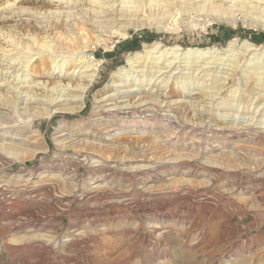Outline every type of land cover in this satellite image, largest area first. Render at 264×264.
<instances>
[{
	"label": "rangeland",
	"instance_id": "rangeland-1",
	"mask_svg": "<svg viewBox=\"0 0 264 264\" xmlns=\"http://www.w3.org/2000/svg\"><path fill=\"white\" fill-rule=\"evenodd\" d=\"M130 1L0 0V264H264V4L228 0L231 18L194 11L176 29L175 13H155L173 0H147L161 21L108 28L110 7ZM46 41L65 54L61 74L68 56L97 62L81 110L32 102L51 97L30 70L39 59L26 63ZM156 42L224 62L133 67ZM109 94L147 109L101 118Z\"/></svg>",
	"mask_w": 264,
	"mask_h": 264
},
{
	"label": "bare ground",
	"instance_id": "bare-ground-1",
	"mask_svg": "<svg viewBox=\"0 0 264 264\" xmlns=\"http://www.w3.org/2000/svg\"><path fill=\"white\" fill-rule=\"evenodd\" d=\"M210 1L211 0H175V1L173 0V2H170L167 5L170 8L169 11H168V9H163V7H162V10H159L160 12H157V11L156 12L154 11V12L156 14L157 13L158 14L160 13V15L162 14L161 15L162 18L166 17V16H164L166 14V12L175 13V15L178 16L177 19H175V21H174L175 25H176L175 26L176 29H178L179 26H181V24L184 23V20H182V19L178 20V19L180 17H182L184 15H188L189 13L194 12V11L195 12L200 11L201 13H203V15L204 14L205 15H216L217 17L231 18L230 17L231 14H229L231 12L230 11L231 10L230 6H228V4H226V3L231 2V1H228V0H215V1H218V2L220 1V3L218 5L211 4ZM212 1H214V0H212ZM250 1L251 2L253 1L254 3L256 2V5L250 4L251 3ZM130 2L132 3V5L129 6V8L126 9V10H124L122 7H117V6L114 7L115 5L110 7L111 8L109 10L110 17L108 18L109 22L107 24L105 23L108 28L113 29L114 27H116L117 30L127 29L129 27V25H134V26L145 25V24H151L152 22H157V20H160V18L158 16H154L153 15L154 13L151 14V12H152L151 8H150L151 4L149 2H147V0H145V1H142V0L141 1H138V0L137 1L133 0L132 1L131 0ZM199 2H202V5L199 4ZM142 3H144V4H142ZM161 4H163V3H161ZM165 4H167V3H165ZM225 4H226V6H225ZM262 4H264V0H246L245 2H243V6L248 8L249 10H252V11H255L256 9H259L260 8L259 6L262 5ZM164 6H166V5H164ZM113 7H114V9H113ZM160 8L161 7H159V9ZM263 8H264V6H262V10H263ZM122 10H124V11H122ZM147 10H149V13L146 12ZM145 13H147V14H145ZM167 17H168V15H167ZM260 18H261V16H260ZM102 25H103V23H102ZM99 26H101V25H99ZM107 27H103V28H107ZM120 35L124 36V34H120ZM101 40L102 39L98 38V36L96 37V43L101 44ZM44 43L43 44H44L45 47H47V48L49 47L48 50L51 49V45L49 44L48 41H46ZM40 44L42 45V43H40ZM245 46H246L245 53L248 50H254V51L258 50L253 45H249L248 42H246ZM250 47H252V48H250ZM161 48H162V46L160 45V43L156 42L153 45H151L150 48L144 49L143 54L142 55H138L136 57V59L132 61V62H136V64L132 65V66L133 67L135 66L136 69H139V67H143V65H141V63L144 62V59L147 60L150 57H152L154 60L155 59H158V60L161 59L160 62L158 60L155 61V62H151V60H149L150 64H155L156 63V65H157V66H155V69L153 68L155 73H158V72H160L162 70L161 73L157 76V77H159L164 72L167 73V72H169V71H171L173 69L174 70L175 69H181L182 65H180L179 64L180 61H178V59H181V58L188 59V61H186V62L187 63L189 62L190 65L187 68H191L192 69V67H194L196 65V67H194L193 70H198L199 72L203 71L207 67H212V66H206L208 63H213V64L215 63V65L217 64L216 67H219V65L224 62V60H223V62L220 63L219 60H221V57H218V56L216 57V54L214 52H211V51H207L206 52V51L201 50L199 48L187 47V48H185L184 52L182 51V53H180L179 55H176V52H178V50H181V49L177 45H175L173 49H169V50H172V51H170L171 54L168 55V56L165 55V54H168V51H164L165 53H163V51H161ZM34 49L32 50L33 52L36 50V49L35 50ZM43 50H45V48ZM51 50L47 54H44L45 52L43 53L40 50L37 51V52H34V53H31V51H30L31 54L29 53L30 55L26 59V63L27 64L32 60L31 65L33 64V61H35V59H39V63L37 65H33L30 70L33 73H35V74L37 73V74H39L41 76H45L47 78V80H46L47 87L46 88H47V91L51 95V97L49 99L47 97L44 100H42V98H38V99L32 98L31 100H32V102H35L37 100L44 101L45 104L47 105V107H44L43 109L46 110V111L51 109V107H53L55 105H60V106H58V107L56 106L54 108V113H58V112H61V111L62 112L72 111L73 109L81 110L83 105H84L85 93L88 90L89 84L91 83V81H93V79H94V77L96 75V72L98 71V67H97L98 64H97L96 61L95 62L87 61L86 57L84 58L82 53H79V54H76L75 57L68 56L69 58H73V59H69L67 61V65L66 66H68L67 67L68 71L66 73L64 71V73L61 74V72H59V71H61L63 69V63L66 61V58L64 60H62V58L65 57L64 56L65 54L64 55H58V54L54 55L55 52H53V50L52 51ZM54 51H56V50H54ZM73 53H75V52H73ZM153 53H156V54L158 53L159 55L154 56V55H152ZM184 53L185 54L187 53V55H184ZM208 53H209L208 56L211 57V60L206 61V57H208L207 56ZM35 54H38V56L35 57L34 60H33L32 56L35 55ZM181 54H183L184 56L181 55ZM253 54H256V53H253ZM243 55H244V53L240 54L239 55V59H242L240 57H243ZM17 56L15 58H18ZM47 56H48V59H52V57H53V59L51 60L52 63L56 62L55 66L53 68H56L58 66L57 67L58 68V72H57L58 75L57 76H56V74L53 73V69L51 68L52 64L50 65V62L45 60V57H47ZM57 56H60V57H59V59L56 60ZM181 56H183V57H181ZM167 57H171V59H168ZM141 58H143L142 61H139ZM190 58H192V59H190ZM203 59L205 61L204 64L203 65L199 64V62L203 61ZM239 59L235 63L236 67H238L237 65H238ZM59 62H60V64H59ZM182 62H184V61H182ZM197 62H198V64H197ZM161 64H163V65H161ZM146 65H144V66H146ZM205 71H206V69H205ZM205 71H204V73H205ZM122 72H123V70H122ZM252 72H254V71H252ZM174 73H178V72H173V74ZM122 74H124V73H122ZM150 75L152 76L153 73L150 74ZM148 77H150V76H148ZM163 77H165V74L163 75ZM167 77L171 78L172 76L170 74ZM75 79L76 80L78 79V81L76 82ZM114 80H117V79H114ZM155 80L153 82V85L157 86V85H159V83H161L159 81L158 82L156 81V83H155ZM19 81H22V80H19ZM219 81H220V78L214 79V83H216V85H217L216 88L218 90L222 89L221 87H218V86L224 84L223 82H219ZM23 82L25 84V79L23 80ZM263 83H264V81H263ZM115 85L119 86V85H121V83H117ZM247 87H249V85ZM133 89L134 88H126V89H121V90L118 89L117 91H119V92H128V91L133 90ZM213 89H214V87H213ZM13 90H14L13 92L15 93V95L19 96V97H21L22 93H24L23 91H19V89H17V88H14ZM71 90L76 91V93H78V94L70 95L68 93V91H71ZM218 90L215 89V91H218ZM249 91H250V89H249ZM119 97H122V96L109 94L107 97L104 96L101 99L103 101H106L105 103H103L101 105L102 106L101 114H99V115L102 116V117L100 116L101 118H103L105 115H109V114H112V113H114V114L115 113H122V114H126L127 113V114H129L131 109H133L134 107H141V112L144 111L145 109H147L146 107H144L145 106L144 102L138 104L137 106L133 105V103L132 104H122V103L127 102V100L126 99H117ZM28 99L30 100V98H28ZM71 101H74V102L78 103V106H75V105L74 106L73 105L69 106V103ZM138 102H139V100H138ZM120 109H123V110L120 111ZM124 109H126V110H124ZM44 113H45V111H44ZM98 119H100V118H98ZM96 162H98V161L97 160H93L92 161V163H94V165H99ZM3 190H4V186L2 184H0V194L3 193ZM152 227L153 228H157L158 226L152 225ZM67 240H68V238H67ZM64 241H66V240H64Z\"/></svg>",
	"mask_w": 264,
	"mask_h": 264
}]
</instances>
